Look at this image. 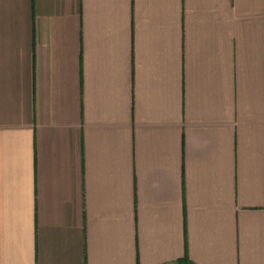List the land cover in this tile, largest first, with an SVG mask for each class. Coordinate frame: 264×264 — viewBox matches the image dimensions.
Masks as SVG:
<instances>
[{"label": "crops", "instance_id": "crops-1", "mask_svg": "<svg viewBox=\"0 0 264 264\" xmlns=\"http://www.w3.org/2000/svg\"><path fill=\"white\" fill-rule=\"evenodd\" d=\"M0 264H264V0H0Z\"/></svg>", "mask_w": 264, "mask_h": 264}]
</instances>
